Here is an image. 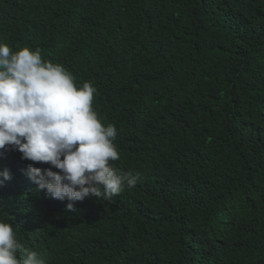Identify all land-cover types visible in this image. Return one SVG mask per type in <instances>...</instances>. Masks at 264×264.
<instances>
[{
    "label": "trees",
    "instance_id": "1",
    "mask_svg": "<svg viewBox=\"0 0 264 264\" xmlns=\"http://www.w3.org/2000/svg\"><path fill=\"white\" fill-rule=\"evenodd\" d=\"M0 42L91 82L118 130L110 163L140 177L70 212L7 150L0 221L24 248L45 264H264V0H0Z\"/></svg>",
    "mask_w": 264,
    "mask_h": 264
},
{
    "label": "clouds",
    "instance_id": "2",
    "mask_svg": "<svg viewBox=\"0 0 264 264\" xmlns=\"http://www.w3.org/2000/svg\"><path fill=\"white\" fill-rule=\"evenodd\" d=\"M95 93L91 82L77 86L62 64L42 59L39 48L13 52L0 42V157L7 150L16 152L17 168L23 159L32 161L25 174L38 191L68 200L70 212L75 202L89 196L111 200L140 178L110 163L120 158L114 143L118 130L115 124L105 125L94 111ZM11 178L8 169L0 170V184ZM0 264L45 261L17 241L11 223L0 221Z\"/></svg>",
    "mask_w": 264,
    "mask_h": 264
}]
</instances>
